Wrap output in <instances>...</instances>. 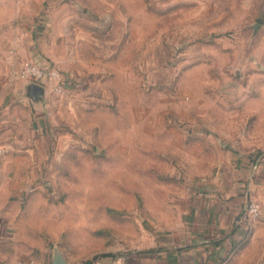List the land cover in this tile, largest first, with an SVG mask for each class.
<instances>
[{
  "label": "rangeland",
  "instance_id": "rangeland-1",
  "mask_svg": "<svg viewBox=\"0 0 264 264\" xmlns=\"http://www.w3.org/2000/svg\"><path fill=\"white\" fill-rule=\"evenodd\" d=\"M0 30L46 59L8 72L20 119L0 133L21 264H152L195 186L264 154V0H0ZM23 61L58 74L31 106ZM225 264H264V243Z\"/></svg>",
  "mask_w": 264,
  "mask_h": 264
},
{
  "label": "crops",
  "instance_id": "crops-1",
  "mask_svg": "<svg viewBox=\"0 0 264 264\" xmlns=\"http://www.w3.org/2000/svg\"><path fill=\"white\" fill-rule=\"evenodd\" d=\"M21 50L14 41L0 39V133L14 127L13 123L20 119L17 112L22 102L21 91L14 85L17 81L13 76L10 85L8 72L19 69L22 60L46 64L39 52L31 55L26 49L23 53ZM26 98L25 104L31 106L35 103L27 97V91ZM10 143L11 139L0 137V149ZM3 174L1 169L0 183H3ZM3 186L6 183L0 184V188ZM194 190L198 195L188 213L186 225H182L171 239L169 245L172 247L164 245L149 255L154 258L152 264H225L245 244L258 246L260 242L264 243V154L241 157L230 173L195 186ZM2 198L0 193V264H21L16 256L18 251L14 252L11 244L3 242L9 235L7 230L12 216L7 208L10 201L5 202ZM252 200L261 208L256 219L247 212ZM150 257L144 256L146 259Z\"/></svg>",
  "mask_w": 264,
  "mask_h": 264
},
{
  "label": "built area",
  "instance_id": "built-area-1",
  "mask_svg": "<svg viewBox=\"0 0 264 264\" xmlns=\"http://www.w3.org/2000/svg\"><path fill=\"white\" fill-rule=\"evenodd\" d=\"M21 72H22L21 77L33 79L35 83H40L43 80L47 79L48 77L51 79L58 77L57 72L47 71L45 67L42 68V67L35 66L34 64L30 62L29 63L26 62L24 64V68ZM19 76L20 74L18 75V77ZM260 211H261V208H260L259 203H257L254 200L249 202L248 207H247V212H248V215L252 219L258 218L260 215Z\"/></svg>",
  "mask_w": 264,
  "mask_h": 264
},
{
  "label": "water",
  "instance_id": "water-1",
  "mask_svg": "<svg viewBox=\"0 0 264 264\" xmlns=\"http://www.w3.org/2000/svg\"><path fill=\"white\" fill-rule=\"evenodd\" d=\"M258 26L260 25H256L254 28V31L256 32ZM27 87H26V91H27V97L32 100L33 102H40L44 95H45V87L39 83H35V82H31V81H27ZM51 264H72L70 263L66 257L64 256V254L59 251L56 250L54 252V256L52 258Z\"/></svg>",
  "mask_w": 264,
  "mask_h": 264
},
{
  "label": "trees",
  "instance_id": "trees-1",
  "mask_svg": "<svg viewBox=\"0 0 264 264\" xmlns=\"http://www.w3.org/2000/svg\"><path fill=\"white\" fill-rule=\"evenodd\" d=\"M88 264H92V261L91 262H88Z\"/></svg>",
  "mask_w": 264,
  "mask_h": 264
}]
</instances>
